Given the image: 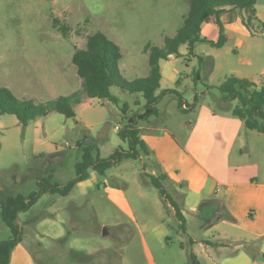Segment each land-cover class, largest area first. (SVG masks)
<instances>
[{"label":"rangeland","instance_id":"1","mask_svg":"<svg viewBox=\"0 0 264 264\" xmlns=\"http://www.w3.org/2000/svg\"><path fill=\"white\" fill-rule=\"evenodd\" d=\"M190 2L0 0V86L36 103L79 90L82 79L72 57L76 49L85 48L87 36L98 31L119 45V66L125 79L146 77L150 66L145 46L149 42L164 46L165 39L183 25ZM258 4L264 7V0ZM57 25L69 27L66 36ZM258 28L256 39L264 59V26ZM232 48L233 42L223 48L197 42L193 53L171 64L175 81H167L165 75L163 85L179 90L190 102L197 90L196 110L204 104L223 116L231 115L236 101L223 106L216 97L222 95L217 86L241 66ZM215 54L220 55L218 61ZM257 67L256 58L252 68ZM198 71L199 80L195 78ZM179 77L180 84L176 83ZM256 79H262L259 73ZM110 90L117 102L84 97L74 105V117L52 111L23 126L14 114L0 115V203L11 194L39 191L41 181L67 184L76 177V163L86 146L100 158H108L117 149H129L128 139L119 131L128 126L133 115L145 112L147 100L142 93L119 86ZM179 96L175 92L161 95L157 113L138 121L151 154L124 158L104 175L95 171L66 196L43 194L31 208L19 213L22 241L13 251L12 264H187L192 250L189 237L224 240L231 246L238 243L237 231L228 237H212L206 229L195 228L190 208L196 202L195 194L191 192L184 203L176 191L179 186L167 178L163 182L167 193L189 217L191 235L183 233L175 209L150 183L149 174L177 171L185 178L183 144L190 131L186 123L194 118L195 110L182 109ZM257 135L248 129L243 132V145L253 147L250 160L264 159V135ZM160 229L166 234L160 235L159 241ZM10 236L0 217V240ZM196 249L203 264H216L202 246L196 245Z\"/></svg>","mask_w":264,"mask_h":264},{"label":"trees","instance_id":"2","mask_svg":"<svg viewBox=\"0 0 264 264\" xmlns=\"http://www.w3.org/2000/svg\"><path fill=\"white\" fill-rule=\"evenodd\" d=\"M256 1L191 0L184 23L176 34L167 37L162 47L153 45L150 42L145 46V50L149 52L148 62L150 66V72L146 77L133 80L125 79L119 66L122 57L119 45L110 40L106 34L98 31L89 34L85 48L76 49L72 57V61L77 67V73L82 79L79 90L68 95H61L47 102L36 103L31 99L19 98L8 88L0 86V115L14 114L23 126H28L31 120L38 116H46L52 111L63 113L68 117H74L76 115L74 105L83 102L84 97L109 99L117 102L118 98L111 93V86H119L129 92H140L147 100L145 112L133 115L129 120L128 126L119 131L122 138L128 139L130 146L128 150L117 149L108 158H100L99 156L94 157L91 146H86L82 159L76 163L77 175L67 184H45L41 181L39 191L28 195L23 193L11 194L1 201L0 217L9 228L11 236L0 240V264L10 263L12 250L22 240L21 226L18 221L19 213L31 208L41 195L53 193L66 196L75 185L90 177V171H96L104 175L108 168L124 158H137L151 154L147 143L141 138L138 121L157 113L156 104L161 95L168 92L178 93L176 89H164L157 93L161 86L162 78L160 60L168 59L171 55L179 56V48L183 44L188 45L189 53H193L197 42H207L217 47L223 46L227 41V37L224 32V26L219 19H217V24L220 28V35L217 41L202 36L201 26L214 16L219 17L224 7H233L244 11L242 20L249 29L254 24L264 25L259 22L257 17ZM58 28L65 36L67 35L69 30L67 25H62ZM200 60L203 61V57H200ZM195 78H200L199 71L196 72ZM218 89L221 91L225 101H236L232 108L233 115L243 119L247 128L264 132V83L261 86H257L256 83L248 78L230 75L218 86ZM195 100L197 101V97ZM184 102L182 97L179 96V105L182 109ZM148 176L150 183L159 189L160 193L175 209L180 230L186 231V219L181 207L169 196L163 184L168 178L167 174H149ZM205 210L213 215V219L209 220V223H211V221L216 222L218 218L223 216L224 207L217 200H205L199 208L204 225L207 221L206 218L209 217ZM190 242L191 244L194 243L193 240H190ZM250 249L253 252L251 247ZM189 258L187 264H201L195 251L191 250Z\"/></svg>","mask_w":264,"mask_h":264},{"label":"crops","instance_id":"3","mask_svg":"<svg viewBox=\"0 0 264 264\" xmlns=\"http://www.w3.org/2000/svg\"><path fill=\"white\" fill-rule=\"evenodd\" d=\"M261 7L257 0V17L259 22L264 24V7ZM243 13L244 11L238 8L224 7L219 17L214 16L202 24L201 34L210 40L217 41L220 35V28L217 24V19H219L224 26L227 37L226 43L221 48L225 47L227 43L233 42L232 51L238 55V63L241 65L238 69L232 70L233 74L248 78L257 86H261L264 83V59L263 53L260 54L262 51L261 43L256 39L260 28H258L259 24H254L249 29L243 23ZM185 47L189 49L187 44L180 46L179 56L171 55L168 59L160 60L162 78L157 93L164 89H173L169 85H163L165 75L168 76L167 81L169 79L175 81L177 76L172 74L171 64L189 54V51L186 52L183 49ZM214 57L218 61L220 55L215 54ZM256 58L258 67L254 69L252 67L255 65ZM174 71L176 74L180 73L178 69H174ZM258 73L261 75V80L256 79ZM199 79H201V75ZM180 82L181 77L176 80V83L180 84ZM177 91L179 93V90ZM207 92L208 89L201 92V95ZM178 95L189 104L187 110L194 108L195 113L194 118H189L186 123L190 131L183 144L187 157L185 160L187 163L185 178H180L175 171L167 173L168 180L179 186L176 191L179 195L182 194L181 198L184 203L188 202L187 197L191 192L195 194L196 202L190 205L193 210L191 216L195 220V223L193 222L195 228L206 229L207 232H211L212 237L216 235L228 237L234 231L238 232L235 237L238 243L235 246H231V242L224 243V240L212 241L210 239H196L195 237H189V245L199 260L200 254L196 245L202 246L208 257L214 260L216 264H221V257H225L222 260L224 264H264V159L250 160L253 147L243 145L244 130L255 131L256 134H259L257 136H263L264 132L247 128L243 119L233 115L232 109L231 115L226 116L212 108L205 107L204 104L196 110L195 106L199 100L197 90H195L192 102L180 93ZM196 97L197 101L195 100ZM216 101L223 106L228 104V101L223 99V95L216 97ZM138 127L140 131L143 129L142 126ZM141 138L144 139L142 135ZM145 142L147 143L146 140ZM243 146L246 148L245 151ZM93 172L95 171L90 172L91 177H93ZM208 199L217 200L221 203L224 212L223 216L218 218L216 222H211L210 226L204 227L203 222H200L202 218L197 210ZM181 210L186 219V231L183 233L191 235L187 226L189 217L182 207ZM211 214L206 218L208 224L209 220L213 219ZM165 234L166 230L160 229L159 241L160 235ZM190 240H193L194 243L191 244ZM250 247L253 252L250 251ZM14 249L9 264H12L14 260ZM200 262L203 264L201 260Z\"/></svg>","mask_w":264,"mask_h":264},{"label":"built area","instance_id":"4","mask_svg":"<svg viewBox=\"0 0 264 264\" xmlns=\"http://www.w3.org/2000/svg\"><path fill=\"white\" fill-rule=\"evenodd\" d=\"M183 109H189V104L185 101L182 105Z\"/></svg>","mask_w":264,"mask_h":264}]
</instances>
